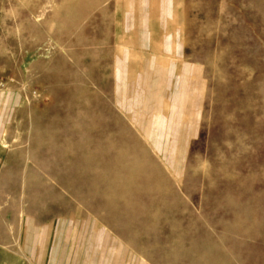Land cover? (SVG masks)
I'll list each match as a JSON object with an SVG mask.
<instances>
[{
	"label": "rangeland",
	"instance_id": "1",
	"mask_svg": "<svg viewBox=\"0 0 264 264\" xmlns=\"http://www.w3.org/2000/svg\"><path fill=\"white\" fill-rule=\"evenodd\" d=\"M64 1L0 0V93L18 98L0 144V212L6 214V223L15 214L16 228L12 230L18 239L24 215L37 216L39 226L41 221L48 224L59 218H71L76 225L83 218L75 210V198L86 195L93 185L97 193L103 192L100 175L77 156H63L58 166L53 162L49 172L40 169V163L52 160L47 146L36 139L47 134V123L55 124L51 142L63 147L79 142L77 135L66 134L70 125L65 122L85 115L79 107L67 105L69 84L54 87L55 79L47 68L61 65L64 56L69 68L77 56L74 51L81 53L74 36L66 38V44L46 37L50 27L59 28H55L57 17L71 5ZM111 2L104 4L113 12ZM173 3L178 11L171 10L169 0L143 3L149 9L148 18L158 20L164 29L176 24L172 18L181 19L165 41L171 43L172 60L183 64L173 67L158 62L156 72L161 69V75L147 78L144 92L157 101H182L177 124L171 125L169 114L159 117V125L164 119L171 129L164 136L154 135L161 152H152L157 167L170 180L172 195H159L165 205L155 206L156 220L148 219L130 230L133 244L143 255V264H187L176 255V247L187 248L190 242L218 247L221 252L216 257L226 264H264V0ZM131 13L133 7L128 15ZM175 28L181 32L177 36ZM73 30L85 41L94 35L97 42L108 41L99 26L91 29L97 34L83 22ZM146 31L155 32L154 41L165 38L156 23ZM43 65H47L44 71ZM113 67L100 59L81 84L93 98L92 106L96 105L93 121L83 120L80 128L91 143L87 152L118 146L131 136L121 133L122 85L112 77ZM183 81L188 86L192 81L193 88ZM140 113L147 122L146 111ZM30 183L38 188L53 186L55 201L43 203L36 213L30 211ZM101 204L99 197L92 201V206ZM80 208L85 209L84 205ZM85 224L88 229L89 220ZM142 232L148 239L142 238Z\"/></svg>",
	"mask_w": 264,
	"mask_h": 264
},
{
	"label": "bare ground",
	"instance_id": "2",
	"mask_svg": "<svg viewBox=\"0 0 264 264\" xmlns=\"http://www.w3.org/2000/svg\"><path fill=\"white\" fill-rule=\"evenodd\" d=\"M127 2V12L129 13L135 1L127 0ZM96 5H98V3ZM66 8L67 9H65V11L62 10L64 12L57 17L58 21L55 28L56 26L59 28L54 29V27H50L46 37L53 39L55 42L63 43L66 38L74 36L76 39V46L80 47L79 51H81V53L74 51L73 56H77L73 59L74 63L70 65L69 68L65 60H63L65 58L63 55L64 58H62L61 65H51L48 67L47 65H43L42 69L44 71L46 67L49 68L48 71L55 79L54 87L60 88V85L62 86L64 82L69 84L67 88L70 97L66 102L67 105L69 107H79L80 110L84 111L85 115L80 113L74 119L65 122V124L68 123L70 125V131L66 132V134L70 133L71 135H77L79 138L77 144H66L63 147L54 145L51 140L55 134V124L52 122L47 123L48 131L44 137L40 138L35 136L40 143L47 146L48 153L50 157H52V160L47 164L40 163V169L43 172L46 170L49 172L53 162L58 166L63 156L71 154L85 162L91 168V171L99 174L101 179L100 185L103 187V192L97 193L95 190L96 185H93L89 188L86 195L80 196L79 198L76 197L73 202L79 208L84 205L85 209H77L76 207L75 210L79 213L80 219H85V217L88 216L86 220L90 222L89 228L85 232L86 238H84L88 244V250L92 251L93 247L94 249L96 248L95 251L93 250L92 254L100 257L99 264H109V259L112 256H119L126 252H129L130 256L136 255L141 257L143 255L135 249L133 244L135 241L130 230H135V228L143 226L148 219L156 220L159 214L157 215L155 206L160 203L165 205V200L159 199V195L163 192L165 195H172V191L168 189V185L171 184L170 180L166 178L161 169L157 167L156 161L153 158L152 152L154 153L156 151V155H158L157 152H161L159 149L161 144L157 142V140L155 141L154 135H160L161 133V135L164 136L166 133L169 134L171 128H167V122H164V119L160 121V126L159 117H164V115L169 114V122L173 120L171 125L177 124L182 117L180 114L181 111L180 113L178 112V107L181 105L182 101H170L166 103L157 101L152 95H145L146 79L153 75H161V69L156 72L159 68L158 62L152 61L148 63L144 61V63L135 65L127 64V67L132 70V72H128V70L126 71L124 69L123 65L130 57L128 54H125L123 56V64H114V67L111 69V75L122 85V94L119 96L122 102L121 109L124 112L121 133L123 135L131 134V136L127 140L123 139L119 142L118 146L110 145L106 149L87 152V148L91 143L84 134L80 132V128L82 127L83 120L89 123L93 121L92 111L96 109V105L92 106L93 98H91V95L87 93L86 89L82 87L81 84L88 79L93 68L100 59L107 57L112 58V55L111 51L107 48L108 42L90 43L83 40L82 36L76 33L77 31L74 32L75 30L73 29L76 28L77 20L73 17V14L82 15L84 10L82 8L81 10L78 7H73L72 5ZM159 16H161V12ZM140 18L128 15V26L126 27L129 29L135 28L138 23L142 22ZM166 18H169V16ZM180 21V18H172L173 23L177 24ZM67 41L68 40H66V42ZM65 47L67 48V46ZM80 58H82V62ZM83 61L86 62L83 63ZM83 67L85 68L83 69ZM95 101L98 102L97 99H95ZM97 102L95 103L97 104ZM168 109H170V112ZM141 110L146 111L149 117L147 122L140 118L142 113L139 114V112ZM61 123L62 122H59L57 124ZM63 138H65V135ZM167 143L168 145L170 144L168 141ZM27 190L30 198L28 209L32 212H37L38 208L45 202L55 201L53 186L51 187V185L38 188V186L36 187L33 183H30ZM96 197H99L102 201L100 207L96 206L98 208L94 205L92 206V201H94ZM147 210L150 212L148 215L146 214ZM99 213L104 214V216L102 218L99 217ZM30 218L32 219V225L29 221L28 224L30 229H28V236L30 239L32 238L31 241L33 243L34 241L39 242L43 235L50 234V232L48 233L47 229H41L40 227L36 229L31 228L33 225H39L36 223L38 219L37 216L33 215L30 216ZM51 229L53 232L57 230L53 227H51ZM141 235L142 238H147L143 232ZM143 240L144 239H142L143 243L146 242ZM196 243L190 242L187 248L179 245L176 247V255L187 260V264H226L219 260V257H216V255L221 252L218 247Z\"/></svg>",
	"mask_w": 264,
	"mask_h": 264
},
{
	"label": "crops",
	"instance_id": "3",
	"mask_svg": "<svg viewBox=\"0 0 264 264\" xmlns=\"http://www.w3.org/2000/svg\"><path fill=\"white\" fill-rule=\"evenodd\" d=\"M96 1L65 0L64 2L65 4L71 3L73 7L84 10L82 15L73 14V17L77 20L76 27H81L83 22L85 26L89 27L91 33L97 34L92 32L91 29L97 30L98 26L105 30V34L103 35L108 37L107 48L111 51L112 58L107 57L103 59L108 62L109 67H112L113 64L122 65L125 54H128L130 57L125 65H135L144 63V61L148 63L152 61L163 62L165 64L171 63L173 67L183 64L175 62L174 59L172 60V49L168 48L171 43L165 41L171 37L169 32L176 24L164 29L160 26L158 20L149 19V9L143 7V3L146 0H140L141 2L138 4L134 3L132 6V16L135 17L136 12H138V17L146 19L144 23H138L133 29L126 27L128 26L127 0H99L98 5H96ZM106 1H112L113 12L109 9L110 5L106 6L104 4ZM173 1L169 0L171 10L178 11ZM176 14L178 13L174 12V15ZM118 17H121V19ZM152 23H156L159 30L164 31L165 38L162 41H154L155 32L146 31V27L150 26V24L152 25ZM173 33L177 36L181 32L175 28ZM96 37L94 35V37H90L86 41L98 43ZM129 71L132 72L131 69ZM114 81L116 80L114 79ZM191 82L189 86L186 84V81H183L182 84L192 89ZM194 88H196L195 85ZM191 89L188 91L191 92ZM16 107H18V98L14 94L0 93V144L3 132L7 130L9 116ZM5 215L0 212V264H99L100 257L95 254L94 256L92 251L88 250V244L84 239L86 238L85 232L87 231L85 229L86 218L76 223V225L75 223H71V218L54 219L49 221L48 224H44L41 221L40 226L33 225L31 228L36 229L40 227L41 229H47L50 234L43 235L39 242L34 241L33 243L31 241L32 238L30 239L28 236V229H30L28 223L30 221L32 225V219L24 215L18 239L17 233L12 230V228L14 230L16 228V224H14L16 221L15 214L14 217H10V223H6ZM51 227L57 230L53 232ZM109 261V264H143L144 262L142 257L136 255L130 256L129 252L122 253L119 256H112Z\"/></svg>",
	"mask_w": 264,
	"mask_h": 264
}]
</instances>
